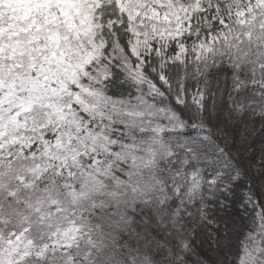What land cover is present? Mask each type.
I'll return each mask as SVG.
<instances>
[{
  "label": "snow or ice",
  "instance_id": "obj_1",
  "mask_svg": "<svg viewBox=\"0 0 264 264\" xmlns=\"http://www.w3.org/2000/svg\"><path fill=\"white\" fill-rule=\"evenodd\" d=\"M169 2L179 9L176 17L169 12ZM253 2L264 6V0H249L250 5ZM6 3L8 0H0V9ZM97 3L100 8L105 6L104 0ZM113 5L114 12L100 16L102 23L111 25L100 33L105 37L104 55L99 64L93 60L84 69L96 75L94 66L107 65L109 74L92 86L101 88L111 102L85 111L69 96L71 103L65 111L76 110L81 124L78 131L68 124H49L27 144L20 143L19 137L0 136V185L8 181L6 188L0 187V215L7 213L10 217L7 225L0 223V264H106L103 252L91 245H76L74 250L69 237L86 231V221L111 230L110 218L118 207L112 193L125 188L130 192L128 185L135 186L141 176L152 171L150 164H141L137 171L134 158L151 159L170 198L161 204L163 217L155 214L152 201H137L126 211L161 239L166 237L156 225L169 212L178 211L191 229L182 247L177 244L168 251V258H174L175 264L191 259L189 247L198 250L199 264H264V147H260L264 145V115L258 111L264 96L252 91L259 88L264 92V86L250 83L241 89L234 85V79L253 77L254 73H246L243 68L234 72L231 57H221L219 62L213 58L207 71L201 70L208 62L200 56L210 54L212 48L202 46L200 41L215 45L225 39L217 32L227 27L229 18L214 16L223 5L218 2L209 7L207 0H200L197 8L189 10L183 0H108L107 6ZM149 5L159 19L167 24L178 21L187 30L169 39L162 56L157 55L161 49L156 40L151 41L150 50L134 53L132 49L136 32L128 22L140 21L142 27L141 17L149 19L153 12H142L141 6ZM250 11L251 7L238 10L237 15L245 16ZM194 40L196 65L188 56ZM6 43L8 37L0 32V49ZM117 45L124 49L128 61L118 57ZM22 67L14 65L16 71ZM136 72L143 74L140 79H134ZM30 75L36 77L37 69L33 68ZM80 83L89 84V78L82 77ZM14 87L15 96L27 95V88L19 83ZM68 87L93 103L79 85ZM7 91L0 89V97ZM242 92L250 94L249 106L236 111L233 99ZM6 107L8 104L0 99V109ZM14 112L19 121L17 109H10L9 115ZM173 124L176 126H169ZM158 125L163 127L158 129ZM197 130H216L220 136L192 139ZM229 135L233 144L237 140L246 143L249 160L233 155L230 146H221ZM156 136L163 142V150L153 142ZM193 184V193L198 192L199 198L189 193ZM74 196L78 200L74 201ZM18 216L27 217L20 228L11 222ZM140 240L154 260L161 257L160 251L153 254L151 249L153 243L161 250L163 246L149 232ZM177 250L183 255H176Z\"/></svg>",
  "mask_w": 264,
  "mask_h": 264
},
{
  "label": "rangeland",
  "instance_id": "obj_2",
  "mask_svg": "<svg viewBox=\"0 0 264 264\" xmlns=\"http://www.w3.org/2000/svg\"><path fill=\"white\" fill-rule=\"evenodd\" d=\"M183 2L189 10L197 8L200 4V0H183ZM207 2L209 7L218 2L222 4L223 6L218 7L214 16L216 18L222 15L227 16L229 23L225 29L217 32L218 36L225 37L217 44L211 45L209 42V45H205L203 40L200 41L202 46L212 48L210 54L202 53L200 59L208 60L211 57L232 52L235 54L236 73L243 68V70L253 72L255 79L260 78L264 81V6L255 2L250 5L249 0H207ZM93 3L94 0H8V3L0 9V32L8 37V43L3 49H0V78L2 72H8L4 77L10 82L8 85L0 86V89L8 90L3 97H0L8 104V107L0 109V121H2L0 122V136L7 135L10 139L19 137L20 143L27 144L31 142L33 136L39 134L41 127L46 128L49 124H54L57 127L68 124L78 131L81 127L80 118L76 115L75 109L65 111L71 103L67 98L71 96L81 104L85 111H91L98 105L95 98L100 96L101 92L91 89L92 82L89 81V84H85V90L93 103H89L80 93H73L68 87L69 84H78L81 81L80 75L85 71L86 65L93 60L97 63L103 56L101 52L104 45L95 39L97 24L93 14ZM249 7L252 11L247 15H237L238 10L243 12ZM168 8L171 15L176 17L179 9L173 8L170 2ZM141 11H152L153 16L149 19L141 17L142 27L140 21L133 23L131 19L129 20L130 29L136 32L135 42L132 43L134 53L150 50L151 41L156 40L161 49L157 55L162 56L163 49L167 47L169 39L174 38L178 31H187L178 21L167 24L164 20L159 19L150 5L141 6ZM183 18L187 19L186 16ZM197 18L200 19L198 14ZM208 23L211 24V21L209 20ZM166 30L167 35H165ZM141 35L142 39H140ZM202 35L203 33H201ZM195 46L196 41L194 40L189 45L188 52L191 62L196 61L193 58ZM121 51L123 52V49L119 48L117 53L119 54ZM118 57L122 58V61L126 60L122 55H118ZM126 58L128 59L127 56ZM17 63L23 66L20 71H16L14 68ZM127 67L131 69L130 62L127 63ZM33 68L37 69L36 77L30 75ZM105 70V68H100L97 71ZM142 75V73L136 72L134 79H140ZM102 77H105V74ZM16 83L27 88L26 96H15L14 85ZM256 84L260 83L256 82ZM81 92L85 93L83 90ZM13 108L17 109L21 117L19 121L16 119L15 112L9 115V110ZM39 121H43V123H39ZM169 126L175 127L176 125ZM157 127L159 129L163 126L158 125ZM202 135L209 134L197 130L192 134V139ZM152 139L160 146V150H163V142L159 136ZM134 159L138 171L141 164L145 166L150 164L152 170L156 168L150 158H145L143 161L139 158ZM5 172H7V168H5ZM148 174L140 178L142 183L138 181L135 186L128 185L129 188H133L131 191L134 192V188H136L143 193V196H148V190L145 187L152 183ZM155 176L158 175L155 173ZM118 183L128 184L127 181ZM7 184L8 181L5 180L0 187L6 188ZM155 187L161 192L162 200L170 198L161 178L156 180ZM195 187L196 185L193 184L189 193H193ZM131 191L128 192V189L125 188L122 193L130 195L132 200L134 196ZM193 196L195 198L199 196V193L195 192ZM51 202L55 203V200L53 199ZM184 206L181 205V207ZM119 227L120 225L116 229ZM57 230H60V226L57 227ZM110 233H114V230ZM80 238L81 233L69 237L72 245ZM4 258L7 260L9 257L5 254Z\"/></svg>",
  "mask_w": 264,
  "mask_h": 264
},
{
  "label": "trees",
  "instance_id": "obj_3",
  "mask_svg": "<svg viewBox=\"0 0 264 264\" xmlns=\"http://www.w3.org/2000/svg\"><path fill=\"white\" fill-rule=\"evenodd\" d=\"M107 3L108 0H104L105 6L103 8H100L99 6L98 8L99 11L98 10L96 11L97 23L99 25V28L97 29L96 40L97 42H101V43H103L105 39L104 36L100 35L102 28H110L111 25L107 24L106 22L102 23L100 20V16L104 13L115 11V5L109 8L107 6ZM105 35H107V33H105ZM116 47L118 48V45ZM124 53L121 51L119 54L117 53V55H122L124 59H126L125 61H128ZM102 54H104L103 51ZM221 57L224 58L231 57L232 58L231 62L234 65V72H236L235 67L237 65L234 62L235 54L232 52L209 58L208 60H206L208 63L205 64L201 70L206 72L207 67L211 63V60L215 58L217 62H219V59ZM99 63L100 60L97 62V64ZM191 63L193 65H196L197 60ZM100 68H105L106 70L95 71L96 75H92V73L85 71V74L88 75L90 82L99 83L103 79V78L101 79V74L102 75L104 73H106L107 75L109 74L107 71V65H102ZM100 68H95L94 66V69L96 70ZM243 71L246 73L248 72L247 70H243ZM4 75L7 74H2L0 78L1 79L0 86L3 85L5 86L10 83L7 81ZM189 75L192 76L193 73L190 71ZM256 82H259L260 83L259 85L264 86V81L260 80V78L255 79L254 77L245 76L243 79L233 80V84L241 89L248 87L250 83H256ZM83 85L85 86V84ZM91 89L93 91L98 90L99 92H101V95L98 96L97 98H99L103 103L111 102V98L105 97L101 88H96L91 85ZM252 91L259 93L261 96H264V92H261L259 88L252 89ZM250 99L251 96L247 92H242L239 97H235L233 99V104L236 105V111H240L242 108H247L249 106L248 101ZM258 111L262 115H264V103H261ZM208 134L216 135L218 137L220 136V133L217 132L216 130H213L212 133H208ZM248 139H251V137L249 136ZM221 146H230V150L233 153V155L238 156L241 160L250 159V150H245L246 143L242 140H237V142L233 144L231 135H229L226 139H223V143ZM260 147H264V145H261ZM225 159H227V156H225ZM229 163H231V161H229ZM136 168L138 171L137 164H136ZM155 173H156V168H153V170L148 174L149 179L152 181L150 185L145 187V189L148 190L147 192V194H149L148 196H143V193L135 188H134L135 189L134 192L131 191V193L134 196L132 200L130 195L125 196L122 192L121 193L113 192L112 193L113 201L118 205V207H116L115 212L113 213V217L110 218L111 230H107L101 227V225L99 224H92L86 221L84 224L86 231L82 230L81 238L77 241L76 245H80L81 248H83L86 245H91V247L95 248L97 252H103L106 257V264H175L174 258L173 259L168 258V251L174 249L177 244H179L182 247L186 243L187 236L190 234L191 231V229L188 227V224L186 223L182 215L179 214L178 211L169 212L167 214V217L162 219L158 223V225H156L157 231L161 232V234L166 237L165 239H161L160 236H157L155 232H150L149 229H147L145 226L141 224L140 220H138L135 216L129 214L126 211L127 208L134 207L137 201H142V202L152 201L151 206L155 209V214L161 217L164 216L165 210L161 208V204H165L166 200L165 201L162 200L161 192L157 190L155 187L156 180L159 179L158 176H155ZM139 182L142 183L141 179H139ZM96 190L99 191V188H97ZM117 196H119V199H117ZM195 198H199V196H196ZM76 200H78V198L74 196V201ZM146 210L147 209L145 208V211ZM26 220L27 217L18 216L11 222L14 223L17 228H20L21 225L26 222ZM9 222H10V217L7 215V213H5L4 215H0V223L7 225ZM105 223L107 224L109 223V221H105ZM119 225L120 227L116 229V227ZM138 225L140 226L138 227ZM58 226L59 225H57L56 228ZM112 230H114V233H110ZM145 232H149V234L153 237V239L155 241H159L160 244L163 246V250H161L160 247H157L156 244L153 243L151 249L153 254L157 251L161 252V257L159 259L154 260L152 258V255H149V253L145 250V248L141 244L140 237H142V235ZM169 232L172 233V237H167V233ZM76 245L73 247L74 250L76 248ZM138 245H139V250H138ZM122 250L124 254H122ZM188 251L191 253V259L184 261V264H199L198 250L195 249L194 247H189ZM125 255H127L128 257L127 259H125ZM176 255H183V254L179 252V250H177ZM220 260L221 262H223V257H220Z\"/></svg>",
  "mask_w": 264,
  "mask_h": 264
}]
</instances>
